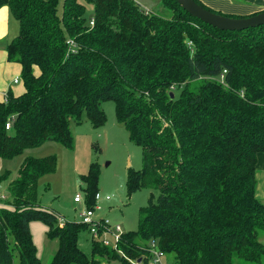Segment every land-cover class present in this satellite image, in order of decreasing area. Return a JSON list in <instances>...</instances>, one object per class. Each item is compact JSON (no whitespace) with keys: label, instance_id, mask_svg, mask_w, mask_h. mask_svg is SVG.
Segmentation results:
<instances>
[{"label":"trees","instance_id":"trees-1","mask_svg":"<svg viewBox=\"0 0 264 264\" xmlns=\"http://www.w3.org/2000/svg\"><path fill=\"white\" fill-rule=\"evenodd\" d=\"M82 2L0 0L19 25L16 39L2 43L7 61L21 67L24 88L0 102V159L47 142L72 149L71 122L102 128L101 105L111 101L142 154L141 170L128 175V193L159 192L117 248L139 260L154 241L173 264H264V201L256 193L264 154V25L220 31L175 0H161L168 17L146 14L133 0ZM56 161L27 157L9 184L0 207V264H13L16 253L19 264H42L29 229L34 221L58 240L49 264L121 261L93 240L89 260L78 244L86 227L66 220L60 226L54 213L37 205L38 182L55 172ZM80 180L90 208L97 166Z\"/></svg>","mask_w":264,"mask_h":264},{"label":"rangeland","instance_id":"rangeland-1","mask_svg":"<svg viewBox=\"0 0 264 264\" xmlns=\"http://www.w3.org/2000/svg\"><path fill=\"white\" fill-rule=\"evenodd\" d=\"M133 1L151 14L163 17L170 15L161 0ZM85 7L86 14L92 16V6L85 4ZM9 25L7 41L10 43L19 34V25L11 15ZM18 78L20 79L19 94H21L24 89L21 78ZM15 88L13 89L14 94L17 92ZM101 108L106 115V122L102 128H93L87 120L80 125L71 122L72 149H67L55 142H47L37 148L26 149L13 159H0V176L3 177L0 182V207L7 203L8 186L17 178L21 163L25 158L54 156L57 159L55 172L44 176L38 182L37 205L39 207L54 213L59 219L80 222L79 214L89 208L85 204L84 185L80 177L87 174L90 165L95 164L98 169L97 190L101 195V200L98 202L100 210L95 211V215L98 218L109 220L112 227L120 226L121 234L136 231L140 209L149 204L151 195L153 196L152 201H156L159 192L141 189L135 193H128L127 180L130 171H139L142 168L141 149L129 141L126 130L117 122L114 104L111 101L104 102ZM256 181L258 183V179ZM77 194L83 198L82 204L74 203ZM105 196H109L110 200L106 201ZM257 197L261 200V197ZM29 229L39 259L42 264H49L58 249V240L49 237L48 227L41 222H31ZM106 240L109 247L113 249L115 242L111 235H108ZM99 241H102V236ZM78 242L80 250L90 260L92 238L87 229L79 234ZM156 247L158 249L157 244ZM113 253L117 254L121 261L127 257L119 248L113 250ZM166 260L171 262L172 257L166 255ZM121 261H109L102 258L100 264H125ZM13 264H19L17 253Z\"/></svg>","mask_w":264,"mask_h":264},{"label":"crops","instance_id":"crops-1","mask_svg":"<svg viewBox=\"0 0 264 264\" xmlns=\"http://www.w3.org/2000/svg\"><path fill=\"white\" fill-rule=\"evenodd\" d=\"M204 6L220 15H230L239 17H248L264 10V0H199ZM10 12L7 7L0 9V93L17 91L14 95H21L20 89V73L21 67L16 63H9L7 55L4 51V44L7 41L9 32ZM2 43V44H1ZM38 75V71L35 70ZM17 79L18 82L14 83ZM24 89V88H23ZM256 179H258L256 193L264 201V154L258 156L256 167Z\"/></svg>","mask_w":264,"mask_h":264},{"label":"built area","instance_id":"built-area-1","mask_svg":"<svg viewBox=\"0 0 264 264\" xmlns=\"http://www.w3.org/2000/svg\"><path fill=\"white\" fill-rule=\"evenodd\" d=\"M145 13L148 14L149 12L145 10ZM93 25V20L90 21V26ZM66 44L68 46L69 51L75 52V43L68 39L66 41ZM191 43H188V46H190ZM226 71H223V74L220 76V79H218L219 83L224 84L223 79ZM18 80L15 79L14 83H17ZM8 100L7 98V92L0 93V102L6 103ZM11 128L10 122H8L5 125V129L8 131ZM104 199L106 201L110 200L109 196H105ZM101 200V195L96 193L94 197V207L93 208H86L84 211H82L79 214L80 223L81 225H84L88 232L91 235V238L93 241L98 242L104 247H109V243L106 240V237L108 235H111V237L114 239L115 246L113 247L114 250L117 249V245L119 241L121 240V228L120 226H114L112 227L109 220L104 218H98L95 215V211L100 210V207L98 206V202ZM74 203L76 204H82L83 198L80 195H76L74 198ZM65 223L64 219H59L58 224L62 226ZM102 236V241H99L100 237ZM147 255L145 258H141L139 260H129L127 257H125L124 260H127L129 264H173L172 262H169L166 260V254L161 251L159 248L157 249L156 243L152 241L151 244L146 249Z\"/></svg>","mask_w":264,"mask_h":264},{"label":"water","instance_id":"water-1","mask_svg":"<svg viewBox=\"0 0 264 264\" xmlns=\"http://www.w3.org/2000/svg\"><path fill=\"white\" fill-rule=\"evenodd\" d=\"M175 1L190 16L220 31H243L264 25V11L248 17L231 18L206 10L194 0Z\"/></svg>","mask_w":264,"mask_h":264}]
</instances>
